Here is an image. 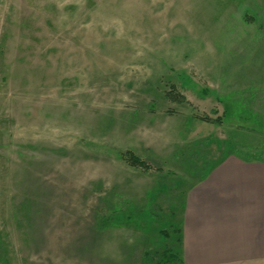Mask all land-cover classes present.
I'll list each match as a JSON object with an SVG mask.
<instances>
[{
    "label": "rangeland",
    "instance_id": "obj_1",
    "mask_svg": "<svg viewBox=\"0 0 264 264\" xmlns=\"http://www.w3.org/2000/svg\"><path fill=\"white\" fill-rule=\"evenodd\" d=\"M248 25L264 29V0H0V264H43L45 228L94 236L80 250L104 263L130 234L171 245L170 211L140 208L233 139L236 47L264 59L263 34L234 32Z\"/></svg>",
    "mask_w": 264,
    "mask_h": 264
},
{
    "label": "crops",
    "instance_id": "obj_2",
    "mask_svg": "<svg viewBox=\"0 0 264 264\" xmlns=\"http://www.w3.org/2000/svg\"><path fill=\"white\" fill-rule=\"evenodd\" d=\"M248 26L234 32L242 36L256 29L264 35L263 28ZM248 43L236 47H245L249 56L241 60L249 73L239 74L238 93L233 97L220 91L224 105H239L232 109L233 139L225 141L218 158L191 159L192 164L186 163L188 167L175 176L163 175L165 179L148 193L149 202L140 208L170 211L167 223L181 233L180 243L173 236L169 239L168 253L177 254L180 261L172 264H264V156L244 155L258 152L264 144V69L259 71L257 66L264 59L255 61L260 42L251 39ZM42 234L43 264H161L162 252L155 251L150 241L147 244L143 235L137 243V237L126 236L120 250L111 251L104 263L84 259L93 256L80 250L95 241L92 235L71 234L64 240L61 234H49L48 228Z\"/></svg>",
    "mask_w": 264,
    "mask_h": 264
},
{
    "label": "trees",
    "instance_id": "obj_3",
    "mask_svg": "<svg viewBox=\"0 0 264 264\" xmlns=\"http://www.w3.org/2000/svg\"><path fill=\"white\" fill-rule=\"evenodd\" d=\"M174 94H175L174 97H172L171 95H168L171 98V100H173L175 102H181V103L185 102V98L183 96H181L179 93H174ZM211 113L216 114L217 111L212 110ZM198 119L202 122L215 124V125H220L222 123L220 117L212 119L208 116H203V117H199ZM120 158L122 160H124L125 162H127L132 167H138L139 166V167L148 169V166L143 161H141L138 157L133 155L132 153L126 152L124 154H121ZM168 229L170 231L164 230V229H162L160 231L161 237H164V239L166 241L167 239H170L171 236H173L176 238L177 242L180 243V236H181L180 230L175 228V227H172V226H170ZM161 252H162L161 258H160L161 264H172L174 262H180L179 256L177 254L168 253L169 252L168 247H165V249Z\"/></svg>",
    "mask_w": 264,
    "mask_h": 264
}]
</instances>
